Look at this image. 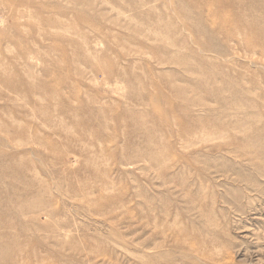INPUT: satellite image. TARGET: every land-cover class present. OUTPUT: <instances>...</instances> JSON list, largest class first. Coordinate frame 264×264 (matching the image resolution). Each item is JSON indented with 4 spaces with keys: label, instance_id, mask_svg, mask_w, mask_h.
<instances>
[{
    "label": "rangeland",
    "instance_id": "1",
    "mask_svg": "<svg viewBox=\"0 0 264 264\" xmlns=\"http://www.w3.org/2000/svg\"><path fill=\"white\" fill-rule=\"evenodd\" d=\"M0 264H264V0H0Z\"/></svg>",
    "mask_w": 264,
    "mask_h": 264
}]
</instances>
